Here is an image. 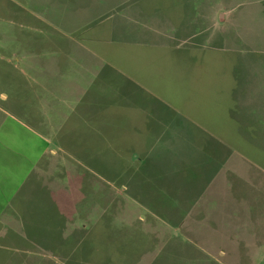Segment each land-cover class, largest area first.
Returning a JSON list of instances; mask_svg holds the SVG:
<instances>
[{"label": "rangeland", "instance_id": "obj_1", "mask_svg": "<svg viewBox=\"0 0 264 264\" xmlns=\"http://www.w3.org/2000/svg\"><path fill=\"white\" fill-rule=\"evenodd\" d=\"M93 5L0 0V264H264V0ZM32 54L53 74L23 63ZM103 64L167 106L169 127L121 111L103 129L104 110L95 130L74 129L89 96L80 104L70 79ZM80 155L90 216L53 218L46 189L48 217L27 218L32 182L67 192ZM223 223L229 243L192 239L224 236Z\"/></svg>", "mask_w": 264, "mask_h": 264}, {"label": "crops", "instance_id": "obj_2", "mask_svg": "<svg viewBox=\"0 0 264 264\" xmlns=\"http://www.w3.org/2000/svg\"><path fill=\"white\" fill-rule=\"evenodd\" d=\"M27 57L23 60V63L27 64V66L32 65H39L42 66L40 71H46L45 73H41V77H45L48 75H52V64L49 63L48 58L44 57ZM60 60L57 59L56 62L53 64L57 67L61 68L60 65H63L65 67L66 63L62 61L63 64H60ZM77 65H80V67L83 65L81 62L77 63ZM104 65V64H103ZM101 65V68L98 69V71H92L93 69H90L91 72H88V74H79L77 73L75 76H72L70 79V82L75 79L77 80V86L76 88H73L72 85L71 88L79 94L78 101L80 104L83 102V100L86 99V96H89L87 100H89V103H83L81 107L79 108V111L77 113V120L78 124L77 127L73 125V127H76L74 129L79 130L80 126L82 125L85 129H93L95 130V120L97 115L104 114V110L108 111V115L103 118L105 122V126L103 129L113 128V122L114 120H121L120 112L125 111L129 112L132 111L136 113L135 121L133 122L135 125V128H143L145 130L147 129H153V128H162V127H169V122L172 118L171 115L168 118L169 113L166 115H163L162 112L160 113V110L162 111V108H167V106H159V102L155 100V95L149 97V95H146L148 90H145L143 88V85L139 84L136 79L131 78L132 76L129 74L124 73L123 71H115L114 68H105V65ZM96 67V66H95ZM84 69V68H83ZM96 69V68H95ZM65 71H67V67L64 68ZM81 71V68L79 69ZM51 71V72H50ZM100 71H102L100 73ZM83 72V71H82ZM81 72V73H82ZM50 73V74H48ZM100 73V77L98 79L97 75ZM94 74V76H93ZM127 76H126V75ZM82 76L84 79H88V83H84L82 80ZM83 82V83H82ZM84 84V85H83ZM146 91V92H145ZM75 93V94H77ZM150 94V93H149ZM153 97V98H152ZM82 98V99H81ZM67 103V102H66ZM69 104V102H68ZM94 114V117L91 115ZM100 117H102L100 115ZM166 118V120H164ZM79 122H82L83 124H79ZM77 138V135H76ZM79 138V136H78ZM77 140V139H76ZM76 140L72 139H65L64 142L65 146H70L69 142H76ZM74 145L75 144H71ZM73 154H80V152H74ZM79 157V156H78ZM87 157L83 158L84 160H81L82 157L80 155L79 157V164L76 162L75 164L76 170L72 169L69 172L66 171L65 176L67 177V186L70 187V189L66 192L62 190L60 187H58L57 182H54L53 185L50 183L51 186L48 184L46 185L44 182V176L43 173H40L41 175L36 178V182L32 184H35L32 186V189H28L27 193L28 196L31 198L30 204L28 206H31L30 209H32L30 213V218L33 221H36L40 224H42L43 219H45L47 216L46 212V203L47 201H51L55 204L53 207L55 208L54 214H51L53 218H58L61 215L63 217H69L70 215L77 217H84V215L88 214L90 216V202L81 204L82 197L85 196V194H89L88 192L92 191L91 188V178L88 181V176L85 174H82V163L80 162L85 161L87 166L91 169V161L87 162ZM89 159V158H88ZM87 167V173L89 172V168ZM95 172V171H94ZM105 174L107 173L106 170H104ZM86 173V174H87ZM84 180L86 181L88 186V191L82 189V186L84 185ZM35 181V180H34ZM30 188V187H29ZM46 189H48L49 194L47 195V201H46ZM80 193V194H79ZM61 205V206H60ZM83 205V206H82ZM16 207V204L15 206ZM19 208V207H18ZM29 209V210H30ZM96 211V208H95ZM87 217V216H86ZM50 218V217H49ZM224 224V223H223ZM71 231V230H70ZM223 233V229L222 232ZM73 235V239H81L79 236L80 234L78 231L71 232ZM75 239V240H77ZM194 240L198 241H219L224 239L223 234L217 238H210L207 239H200L199 237L193 238ZM74 256V255H73Z\"/></svg>", "mask_w": 264, "mask_h": 264}, {"label": "trees", "instance_id": "obj_3", "mask_svg": "<svg viewBox=\"0 0 264 264\" xmlns=\"http://www.w3.org/2000/svg\"><path fill=\"white\" fill-rule=\"evenodd\" d=\"M104 0H92V1H90V6H89V8L86 10V9H82L79 5H73V4H71V2L69 1V0H58V2H59V4H61V5H63L65 8H68V9H73V8H71V7H78V8H76L78 11H81V13H83V12H88V11H90V10H92V9H94L93 7H95L94 5L92 6V4L94 3L95 5H97V4H100L101 2H103ZM116 4V3H115ZM114 4V5H115ZM40 15H42L43 17H44V14H40ZM75 17L76 16H67V18L64 16V26H66V24H67V22L66 21H75L76 19H75ZM79 17V16H78ZM45 18V17H44ZM77 18V17H76ZM80 18V17H79ZM78 19V18H77ZM93 19L94 18H89L88 20H87V18L86 19H82V18H80V20H82L81 21V23L80 24H85V23H88V22H91V21H93ZM48 20H51L52 22H53V24L54 23H56L57 25H59L60 24V20L58 19V17H57V15L56 16H53V17H48ZM79 20V19H78ZM79 20V21H80ZM55 25V24H54ZM64 30H66L67 31V28H65L64 27ZM260 117H261V119L263 120L264 119V117H263V115L261 114L260 115ZM225 223L223 224V233H224V231H225ZM221 233V232H220ZM224 239H222V241H219V242H222V243H229V237H227L226 235H225V233H224ZM211 241H213V240H211ZM225 253V252H224ZM254 256H256V255H254Z\"/></svg>", "mask_w": 264, "mask_h": 264}]
</instances>
